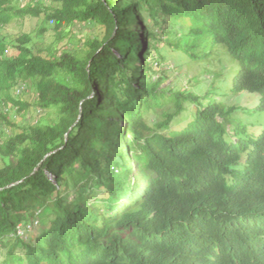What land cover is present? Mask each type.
Here are the masks:
<instances>
[{"label":"trees","instance_id":"obj_1","mask_svg":"<svg viewBox=\"0 0 264 264\" xmlns=\"http://www.w3.org/2000/svg\"><path fill=\"white\" fill-rule=\"evenodd\" d=\"M48 1L0 0V264H264V126L233 127L241 106L162 89L157 70L158 41L181 25L167 46H223L239 65L232 92L264 113V0ZM27 18L34 32L2 34ZM76 24L105 35L82 51L38 46ZM32 108L57 119H15Z\"/></svg>","mask_w":264,"mask_h":264},{"label":"rangeland","instance_id":"obj_2","mask_svg":"<svg viewBox=\"0 0 264 264\" xmlns=\"http://www.w3.org/2000/svg\"><path fill=\"white\" fill-rule=\"evenodd\" d=\"M32 0H23L24 5L28 4ZM45 3L48 7L52 6L51 2L48 0H38ZM48 1V2H47ZM119 2L120 0H114ZM148 23L153 26L152 20L148 17ZM161 20H159L160 22ZM163 22H160V24ZM41 24V21L37 18H27L24 21L14 22L10 28L1 30L2 34L9 36L10 40H16L19 35L23 33L34 32L37 27ZM164 24V23H163ZM129 25L134 29L138 28V22L134 18L129 22ZM157 26H153V29L161 36L162 33L159 31ZM172 36L167 40L170 43L177 42L179 36L176 35L182 34L185 32L183 26H174L171 27ZM71 34L66 36L64 40L60 42L57 40L54 32L51 30L50 34L44 36V39H41L38 46L46 51V49L51 48L54 52L62 48H78L82 51L85 41L99 37L102 38L105 35V30L97 25H87V24H76ZM8 38V37H7ZM162 39V36L160 37ZM167 40L164 38L161 42L158 41L157 46L159 52L164 54L167 57V60L164 62V67H157L158 71H163L168 69L166 78L167 81L161 86L162 89H167L172 86L179 90H184V88L200 95L202 97L201 102L205 105L209 104L212 100L220 104H223L226 107L238 106L242 107V110L234 113L231 118L235 123L242 122L243 124H260L262 126L258 128H252L258 132L264 126V113L254 112L255 107L257 106L259 98L254 95L243 93L241 95H236L232 92V85L235 78V74L239 71V65L235 60L228 54L226 49L221 46H211L209 41H204L203 45L195 48L194 52L197 55L196 58H191L189 55H184L179 51H174L172 48L167 46ZM15 53L14 50L10 49L9 54ZM169 67V68H168ZM158 76V75H157ZM101 90H99L100 92ZM214 92V94L212 93ZM104 93V92H103ZM13 95V92H11ZM210 96H207L209 95ZM105 95V93H104ZM1 98V94H0ZM34 94L32 92H25L21 97L23 101L32 102L34 100ZM105 101V98H104ZM3 102H0V113L4 111L7 107L2 105ZM195 104L188 102L185 104L186 110L183 112L182 116L174 124V128L181 129L193 118V110ZM161 110H159L160 112ZM158 115V113H157ZM156 117V114H152ZM151 116V118H152ZM15 118L18 122H27L30 124L36 123L37 121L44 123H53L57 119L55 110L50 112H42L35 108L30 109L26 114H16ZM236 121V122H235ZM0 125L2 121L0 120ZM3 141V136L0 133V145ZM7 163V160L3 159L0 156V168H3ZM49 178L53 179V175L49 174ZM37 229L34 230L32 235L37 237L39 233L44 228V224L41 221H38L35 224ZM21 235H25V230L23 228L20 230ZM30 235V236H32ZM26 237V236H25ZM28 237V236H27ZM28 241V240H27ZM2 258L0 256V262Z\"/></svg>","mask_w":264,"mask_h":264}]
</instances>
